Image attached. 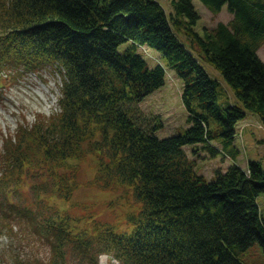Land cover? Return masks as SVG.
<instances>
[{
	"label": "trees",
	"instance_id": "16d2710c",
	"mask_svg": "<svg viewBox=\"0 0 264 264\" xmlns=\"http://www.w3.org/2000/svg\"><path fill=\"white\" fill-rule=\"evenodd\" d=\"M199 1L211 14L227 5L232 19L200 35L192 0H169L168 11L159 0H0V84L44 69L61 77L58 111L0 130V264H99L103 253L119 264H242L255 242L264 253L260 162L208 181L184 148L228 154L211 141H232L249 112L264 124V1ZM140 47L161 62L147 63ZM203 63L232 100L218 101L221 83ZM166 69L182 84L189 125L158 138V120L146 127L137 106L165 85ZM89 155L96 171L84 186L126 200L125 224L94 211L87 223L60 206Z\"/></svg>",
	"mask_w": 264,
	"mask_h": 264
},
{
	"label": "rangeland",
	"instance_id": "374dc122",
	"mask_svg": "<svg viewBox=\"0 0 264 264\" xmlns=\"http://www.w3.org/2000/svg\"><path fill=\"white\" fill-rule=\"evenodd\" d=\"M159 2L167 11L170 10L169 0H159ZM192 2L200 17L194 26L200 35L204 28L213 29L218 23H228L232 19L227 5H224L219 13L211 14L199 0H192ZM139 51L150 65L161 62L156 52L146 47H140ZM257 54L264 62V44L257 50ZM202 65L212 78L221 83V94L218 101L222 102L226 97L232 100L233 93L227 83L223 81L220 73L206 63ZM165 73V85L152 92L137 106L140 120L147 125L146 127L151 128L158 120L160 127L154 130L158 138L182 134L189 125L187 111L181 103L182 84L172 70L166 69ZM1 84L0 130L2 134H11L17 127L18 121L22 120V116L25 118L24 123L32 124L35 114L48 116L58 111L61 77L53 69L41 70L38 76L24 74L19 77L18 82L8 83L4 87ZM210 127L213 131L217 129L214 120L210 121ZM234 135V139L226 144L223 143V139L219 135L214 141H211L213 147L223 148L229 155L212 156L200 146H196L198 148L196 151H193L191 146L184 147L188 159L193 160L195 170L201 173L206 180L214 179L216 172L226 171L233 163L246 169L248 161H258L264 170V124L258 116L249 112L244 119L237 123ZM76 164H78L77 181L80 187L73 193L68 204L62 203L60 206L70 209L78 216L84 215L86 217L84 221H88V214L94 211V217L100 221L103 220L112 225L125 224L123 222L125 221L124 213L129 209L126 200L122 199L121 201L113 193L99 192L94 188L84 186V183L94 176L96 157L89 155L87 159L79 160ZM256 200L261 214L264 215V194L258 195ZM5 243L6 237H0L1 247ZM30 243L32 242L23 243V246L30 245ZM41 249H43V245ZM101 255L105 254L98 256L99 264H112V259H115L119 264L115 256L106 254L107 256H103V258ZM238 255L242 264H264V253L257 242Z\"/></svg>",
	"mask_w": 264,
	"mask_h": 264
},
{
	"label": "built area",
	"instance_id": "2783aa9c",
	"mask_svg": "<svg viewBox=\"0 0 264 264\" xmlns=\"http://www.w3.org/2000/svg\"><path fill=\"white\" fill-rule=\"evenodd\" d=\"M113 260V259H112ZM112 264H117L116 260H113V263Z\"/></svg>",
	"mask_w": 264,
	"mask_h": 264
},
{
	"label": "bare ground",
	"instance_id": "6f19581e",
	"mask_svg": "<svg viewBox=\"0 0 264 264\" xmlns=\"http://www.w3.org/2000/svg\"><path fill=\"white\" fill-rule=\"evenodd\" d=\"M104 258V257H103ZM103 258H102V260H103Z\"/></svg>",
	"mask_w": 264,
	"mask_h": 264
},
{
	"label": "clouds",
	"instance_id": "9594fccd",
	"mask_svg": "<svg viewBox=\"0 0 264 264\" xmlns=\"http://www.w3.org/2000/svg\"><path fill=\"white\" fill-rule=\"evenodd\" d=\"M117 264H118V262H117Z\"/></svg>",
	"mask_w": 264,
	"mask_h": 264
},
{
	"label": "crops",
	"instance_id": "0c3cea01",
	"mask_svg": "<svg viewBox=\"0 0 264 264\" xmlns=\"http://www.w3.org/2000/svg\"><path fill=\"white\" fill-rule=\"evenodd\" d=\"M241 168V167H240Z\"/></svg>",
	"mask_w": 264,
	"mask_h": 264
}]
</instances>
